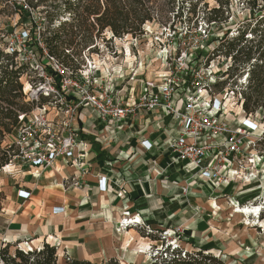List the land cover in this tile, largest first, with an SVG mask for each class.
<instances>
[{
	"label": "crops",
	"instance_id": "crops-1",
	"mask_svg": "<svg viewBox=\"0 0 264 264\" xmlns=\"http://www.w3.org/2000/svg\"><path fill=\"white\" fill-rule=\"evenodd\" d=\"M178 106L184 110V104ZM221 121L232 129L239 125L228 118ZM72 125L83 139L76 150V158L80 156L76 166L58 159L51 166L32 167L21 158L10 165L15 181L0 212V249L23 240L36 248L47 243L59 255L67 251L73 260L101 264L118 259L116 253L124 250L118 243V227L131 220L127 223L161 232L181 226L194 247L220 257L217 248L195 244L217 241L214 244L230 256L229 261L248 256L250 244H238L217 228L223 216L219 206L238 181L223 185L201 176L192 163L179 161L168 147L183 131L173 117L161 111L139 112L108 127L95 114L81 112ZM243 150L247 153L245 145ZM236 162L234 153L227 155L223 177L233 180L239 169ZM213 164L211 158L204 167ZM74 177L79 187L73 186ZM254 197L237 200L243 203Z\"/></svg>",
	"mask_w": 264,
	"mask_h": 264
},
{
	"label": "rangeland",
	"instance_id": "rangeland-1",
	"mask_svg": "<svg viewBox=\"0 0 264 264\" xmlns=\"http://www.w3.org/2000/svg\"><path fill=\"white\" fill-rule=\"evenodd\" d=\"M155 1L159 7L167 2V0ZM203 1L198 3L196 7L198 15L194 21L196 22L195 28L192 29L193 25L184 19L181 23L174 24V27L180 29V33L177 35L161 26V24H165V21L160 17L156 18V22L145 25V35L139 39L127 36L122 39H114L109 32L104 34L103 40L98 42L95 53H86L83 56L86 66L82 69L81 77H77L76 86L65 85L64 80L68 79L67 74L64 72L65 74L62 75L57 72L56 62L41 63L39 52L30 45L31 42L28 39L30 30L35 25L44 27L42 22L44 15L42 13L32 11L25 16V19L21 18L20 13L13 14L11 17H2L0 18V30L4 29L9 33V36L6 37L8 48L18 50L21 61L31 63L37 70L36 73L31 74V79L45 78L44 85L39 87V89L42 88V92L37 95H35L37 88H31L28 81H25L26 93L31 98L38 99L39 95L45 96L53 91L51 93L54 96L50 101L52 105L59 102L61 109L58 111L51 107L44 117L53 125H57L58 121L70 120L71 116L75 117L77 113L94 114L86 104V98L89 95L103 93L105 87L113 89L114 92L117 91L121 95H136L140 92L142 81L146 79L156 80L164 74H174L178 68H182L180 64L183 65L189 86L196 78L199 79V75L202 78H207V81L210 78H214L216 82L221 81V74L226 70V62L219 59L207 61L212 57V49L216 46V40L223 34L225 26H209L206 23V14L210 8L216 7V3L214 0ZM174 5L175 8L181 7L184 15L190 7L189 2H183V0H176ZM232 12L237 18L248 15V12L237 4H233ZM181 58L183 59L180 60ZM208 68L212 72L211 75L206 73ZM203 73L205 75H202ZM28 79L30 78L28 77ZM228 88L236 87L230 83ZM219 94V91L213 90L210 95L214 99ZM228 109L230 115L227 117L228 120H234L239 124L235 129L250 123L252 130L251 136L245 140L244 144L247 153H244V146L238 147V151L234 153L239 169L235 171L233 180L225 177L228 182L230 181L229 183L238 182H235L234 186L232 185V191L223 198L224 201L219 206L223 216H221L217 228L223 235L229 236L238 244L241 242L244 245L250 244L251 250H247L248 256H240L239 260L229 261L230 256L223 254L224 250L222 251L216 245L217 241H209L208 243L197 241L195 244L207 248L212 246L217 248L214 250L222 259L228 258L229 264H264V123L260 121L259 116L246 118L242 111L240 112L236 106L231 107V104H229ZM239 120L244 123L242 124ZM260 140L261 142L258 144ZM13 174H15V170L10 166L0 170L2 209L7 204L8 187H12L15 181ZM223 185H227V183H223ZM243 195H255V197L240 203L237 198ZM247 208L252 212H241ZM208 219L211 220L212 218ZM125 223L124 226L118 227L120 232L117 233L118 243H123L124 247V250L118 249L119 252L116 253L121 264L129 262L152 264L157 251L162 250L165 243L181 246L185 249H191L194 246L191 243L192 240L185 236L186 232L181 226L169 227L162 234L158 233V237L160 236L164 241L154 242L150 238L142 237L141 232L146 233L148 232L147 229H150L146 225L135 222L127 225ZM150 231L154 232L151 229ZM206 243L208 245H205ZM20 246L25 250H28V247L32 250L43 247L36 248L30 241L23 240L12 245L9 250L10 254L14 255ZM66 257L73 260L67 251L64 254L60 252V255L58 251V264H64ZM250 259L253 262H249Z\"/></svg>",
	"mask_w": 264,
	"mask_h": 264
},
{
	"label": "trees",
	"instance_id": "trees-1",
	"mask_svg": "<svg viewBox=\"0 0 264 264\" xmlns=\"http://www.w3.org/2000/svg\"><path fill=\"white\" fill-rule=\"evenodd\" d=\"M184 1L190 4L186 15L181 7L175 8L176 0H167L160 7L155 0H0V18L20 13L21 18L25 19L32 11L42 13L44 27L35 25L30 30V45L39 52L41 63L56 62L76 79L86 66L83 56L95 53L98 42L103 40L102 37L107 32L114 39L126 36L139 39L145 35V25L156 22L157 17L165 21L161 26L174 35L180 33V29L174 27V24L181 23L184 19L194 29V21L198 15L196 7L204 1ZM214 1L216 7L207 12L206 23L209 26L225 27L207 62L219 59L226 62L228 67L221 74L222 80L213 89L223 93L230 83L235 85L236 88L228 89L242 102L243 114L247 118L259 116L264 123V0ZM233 4L240 5L248 15L237 18L232 12ZM8 36L6 30H0V170L23 156L21 148L14 141L23 126L20 116L30 115L37 107L52 105L50 100L54 96L53 93L39 95L36 100L26 93L25 81L36 89L37 84L44 83L45 79H31V74L37 70L31 63L21 61L18 50L8 48ZM260 142L261 140L258 144ZM2 199L0 193V212ZM143 232L141 234L144 238H150L154 242L164 241L158 237V233L162 234L161 231ZM11 247L12 245L7 244L0 249V263L59 262L58 250L47 243L39 250L24 252L17 249L14 255L10 254ZM64 264L92 263L66 257ZM101 264L121 263L118 259L111 258ZM152 264H229V261L228 258L222 259L203 248L192 246L191 249H185L165 243L163 249L157 251Z\"/></svg>",
	"mask_w": 264,
	"mask_h": 264
},
{
	"label": "built area",
	"instance_id": "built-area-1",
	"mask_svg": "<svg viewBox=\"0 0 264 264\" xmlns=\"http://www.w3.org/2000/svg\"><path fill=\"white\" fill-rule=\"evenodd\" d=\"M180 65L182 68H178L174 74H164L156 80L142 81L141 90L136 95H121L105 87L103 93L89 95L86 104L108 127H115L139 112L161 111L173 117L180 123L183 131L178 139L170 141L168 146L170 151L179 161L195 165L200 170L201 176L228 184L230 181L228 182L222 174L223 167L227 165V155L235 153L238 147L244 146L245 140L251 136L252 125L248 122L243 124L244 122L239 120L243 124L242 127L232 129L228 123L221 121V118L230 116L229 104L231 107L236 106L241 112L242 102L228 88L220 93L219 97L212 99L210 94L213 93V86L217 83L214 78L207 81V78L199 75V79L196 78L190 86L187 85L183 65ZM56 68L62 75L67 74L65 85L76 86L77 78L73 79L68 70L58 65ZM206 73L211 75L212 72L208 68ZM81 74L82 71L79 77ZM43 85L44 83H39L35 95L42 92V88L39 87ZM179 103L184 104V110L179 109ZM51 107L58 111L61 109L58 102L55 105L37 107L28 116H20L23 126L14 138L22 151L23 156L20 158L26 160L32 167L51 166L58 159L69 161L72 166H76L80 156L76 158L75 154L82 140L80 133L72 125L74 117L71 116L70 120L58 121L57 125H53L44 117ZM199 138L203 141L199 142ZM211 158L214 164L204 167L205 161ZM72 184L74 187L80 186L76 177L72 179ZM130 221L124 220L126 225ZM147 230L151 233L150 229ZM18 249L24 252L32 251L29 247L28 250L21 246Z\"/></svg>",
	"mask_w": 264,
	"mask_h": 264
},
{
	"label": "bare ground",
	"instance_id": "bare-ground-1",
	"mask_svg": "<svg viewBox=\"0 0 264 264\" xmlns=\"http://www.w3.org/2000/svg\"><path fill=\"white\" fill-rule=\"evenodd\" d=\"M7 167H9V166H7ZM241 212H245V213H251L252 211L250 210V209H243V210H241Z\"/></svg>",
	"mask_w": 264,
	"mask_h": 264
}]
</instances>
